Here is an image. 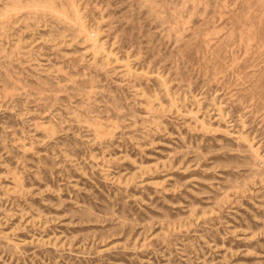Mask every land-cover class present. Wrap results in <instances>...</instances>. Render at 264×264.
I'll list each match as a JSON object with an SVG mask.
<instances>
[{"label":"rangeland","instance_id":"rangeland-1","mask_svg":"<svg viewBox=\"0 0 264 264\" xmlns=\"http://www.w3.org/2000/svg\"><path fill=\"white\" fill-rule=\"evenodd\" d=\"M0 264H264V0H0Z\"/></svg>","mask_w":264,"mask_h":264}]
</instances>
